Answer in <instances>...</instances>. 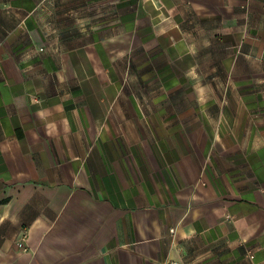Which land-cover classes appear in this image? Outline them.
<instances>
[{
  "label": "crops",
  "instance_id": "crops-1",
  "mask_svg": "<svg viewBox=\"0 0 264 264\" xmlns=\"http://www.w3.org/2000/svg\"><path fill=\"white\" fill-rule=\"evenodd\" d=\"M0 264H264V0H0Z\"/></svg>",
  "mask_w": 264,
  "mask_h": 264
},
{
  "label": "built area",
  "instance_id": "built-area-1",
  "mask_svg": "<svg viewBox=\"0 0 264 264\" xmlns=\"http://www.w3.org/2000/svg\"><path fill=\"white\" fill-rule=\"evenodd\" d=\"M42 50V49H41ZM23 242H24V238L20 241V243L18 244V246L23 249V250H26V248L24 247L23 245Z\"/></svg>",
  "mask_w": 264,
  "mask_h": 264
},
{
  "label": "rangeland",
  "instance_id": "rangeland-1",
  "mask_svg": "<svg viewBox=\"0 0 264 264\" xmlns=\"http://www.w3.org/2000/svg\"><path fill=\"white\" fill-rule=\"evenodd\" d=\"M187 57V56H186ZM184 69H185V67H184Z\"/></svg>",
  "mask_w": 264,
  "mask_h": 264
}]
</instances>
